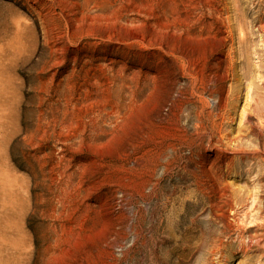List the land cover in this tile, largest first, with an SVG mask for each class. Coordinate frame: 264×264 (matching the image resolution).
<instances>
[{
  "label": "rangeland",
  "instance_id": "rangeland-1",
  "mask_svg": "<svg viewBox=\"0 0 264 264\" xmlns=\"http://www.w3.org/2000/svg\"><path fill=\"white\" fill-rule=\"evenodd\" d=\"M0 264H264V0H0Z\"/></svg>",
  "mask_w": 264,
  "mask_h": 264
},
{
  "label": "bare ground",
  "instance_id": "bare-ground-1",
  "mask_svg": "<svg viewBox=\"0 0 264 264\" xmlns=\"http://www.w3.org/2000/svg\"><path fill=\"white\" fill-rule=\"evenodd\" d=\"M142 40V39H141ZM140 42V41H139ZM141 43V42H140Z\"/></svg>",
  "mask_w": 264,
  "mask_h": 264
}]
</instances>
